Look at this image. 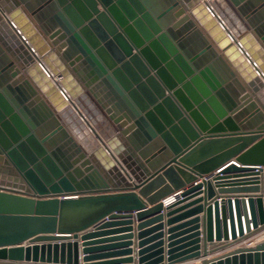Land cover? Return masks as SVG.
Masks as SVG:
<instances>
[{"label":"water","instance_id":"95a60500","mask_svg":"<svg viewBox=\"0 0 264 264\" xmlns=\"http://www.w3.org/2000/svg\"><path fill=\"white\" fill-rule=\"evenodd\" d=\"M261 232L264 0H0V264H264Z\"/></svg>","mask_w":264,"mask_h":264},{"label":"crops","instance_id":"0c3cea01","mask_svg":"<svg viewBox=\"0 0 264 264\" xmlns=\"http://www.w3.org/2000/svg\"><path fill=\"white\" fill-rule=\"evenodd\" d=\"M202 181V179L201 178H199V180L197 181V182H201ZM249 194H258V193H249ZM199 197H203L204 195H203V193L202 194H200V195H198ZM171 197H173V195L172 196H169L168 197V199L169 198H171ZM165 206H167V199H165ZM202 215V213L201 214H199V216H201ZM170 217H165V219H164V221L163 222H165V223H167V220L169 219ZM190 218H193V217H189V218H187V219H183L182 221H179V222H176V223H173L172 225H166V227H165V230L167 229V228H170V227H172V226H176V225H178V224H180V223H183V222H186L187 220H189ZM134 226H136V224H134ZM118 228H121V226L119 227V226H117V227H111V228H108V229H104V230H116V229H118ZM121 234H124V233H112V234H109V235H104L103 237H101V238H105L104 240H107L106 238H114L115 236H119V235H121ZM263 234H264V232H263ZM93 240H95V239H93ZM134 240V239H133ZM264 240V239H263ZM90 241H92V240H90ZM260 241V240H259ZM262 241V240H261ZM105 242H108V241H105ZM137 242V241H136ZM80 243L82 244L83 243V241L81 240L80 241ZM24 246H26V244L24 245ZM135 246L133 245L132 246V248H134ZM82 248V247H81ZM213 255H215V254H212V256ZM129 256H133V255H129ZM118 258H120V257H118Z\"/></svg>","mask_w":264,"mask_h":264},{"label":"built area","instance_id":"2783aa9c","mask_svg":"<svg viewBox=\"0 0 264 264\" xmlns=\"http://www.w3.org/2000/svg\"><path fill=\"white\" fill-rule=\"evenodd\" d=\"M210 1V0H209ZM58 79V78H57ZM264 239V234L263 232L259 233L258 235H256L255 237H253L250 241H248L246 244L247 245H255L257 242H259L260 239ZM261 241V240H260ZM263 241V240H262Z\"/></svg>","mask_w":264,"mask_h":264},{"label":"bare ground","instance_id":"6f19581e","mask_svg":"<svg viewBox=\"0 0 264 264\" xmlns=\"http://www.w3.org/2000/svg\"><path fill=\"white\" fill-rule=\"evenodd\" d=\"M169 200H174V198L171 197V198H169ZM169 202H170V201H169ZM167 203H168V202H167ZM258 239L263 240V239H261V238H258Z\"/></svg>","mask_w":264,"mask_h":264}]
</instances>
